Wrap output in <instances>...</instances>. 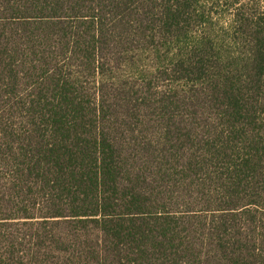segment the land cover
Wrapping results in <instances>:
<instances>
[{"label":"trees","instance_id":"1","mask_svg":"<svg viewBox=\"0 0 264 264\" xmlns=\"http://www.w3.org/2000/svg\"><path fill=\"white\" fill-rule=\"evenodd\" d=\"M202 1L0 0V264H264V5Z\"/></svg>","mask_w":264,"mask_h":264},{"label":"rangeland","instance_id":"2","mask_svg":"<svg viewBox=\"0 0 264 264\" xmlns=\"http://www.w3.org/2000/svg\"><path fill=\"white\" fill-rule=\"evenodd\" d=\"M234 0H228L227 3L225 1L220 2V4L217 5L216 0H203L202 4L207 7V11L212 14L211 18H209L208 22L209 24H213L216 29H220L222 26L227 27L229 23V16L226 13L227 6ZM245 2H249V4L259 5L262 7L264 5V0H244ZM215 4V7H211V5ZM201 29V28H199Z\"/></svg>","mask_w":264,"mask_h":264}]
</instances>
